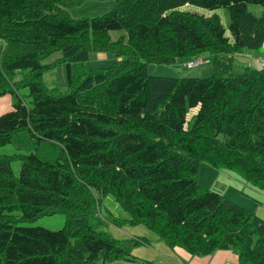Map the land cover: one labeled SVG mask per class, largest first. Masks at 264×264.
Returning <instances> with one entry per match:
<instances>
[{
  "label": "trees",
  "instance_id": "obj_1",
  "mask_svg": "<svg viewBox=\"0 0 264 264\" xmlns=\"http://www.w3.org/2000/svg\"><path fill=\"white\" fill-rule=\"evenodd\" d=\"M83 1L0 0V97L11 94L13 107L0 114V147L17 132L33 140L17 144L28 154H0V264H156L133 252L146 237H113L108 222L142 224L191 255L229 249L238 264H264L263 218L196 180L206 162L264 190V65L237 60L261 50L264 10L248 4L264 0H114L100 15L71 17ZM186 4L227 9L231 36L215 12ZM56 51L66 92L43 80ZM94 52L117 59L86 68ZM201 57L209 76L147 72ZM42 142L59 147L54 160L38 156ZM108 195L128 217L101 209ZM54 213L65 215L58 230L18 224Z\"/></svg>",
  "mask_w": 264,
  "mask_h": 264
},
{
  "label": "rangeland",
  "instance_id": "obj_2",
  "mask_svg": "<svg viewBox=\"0 0 264 264\" xmlns=\"http://www.w3.org/2000/svg\"><path fill=\"white\" fill-rule=\"evenodd\" d=\"M114 0H84L82 3L78 5H74L68 9V12L71 17L79 18V17H92L95 15H100L111 7V4ZM255 4H248V9L259 15L264 10V5H257L258 11L253 10L251 7ZM182 9L197 12L200 14H207L211 11L215 12L222 20V24L226 28V35L231 36L228 30L229 24V14L227 9L219 8L215 10H209L202 7H198L192 4H186L182 7ZM211 13V14H212ZM120 30L112 31L111 35L113 38H116L120 33ZM100 55V54H99ZM103 56H98L96 52L91 53L89 55V59L85 62L86 68L93 67H105L114 62L117 57L113 54L103 53ZM61 51L53 52L47 58L43 60L45 63L55 62L51 69H48L43 74V80L48 87H58L60 92H66L67 86L65 84L67 77V65L65 62L57 61L61 58ZM184 59L178 60L177 63L173 65H164V64H148L147 72L150 75H158V76H170L173 77L187 75V76H198V77H206L213 73V67L211 64L200 65L192 69H187L184 66ZM233 71L240 72L241 69L234 66ZM19 93L22 95V99L25 103H29L30 97L28 96V88L20 87ZM5 97V98H3ZM6 100V104L0 109V114L12 109L11 94H6L0 97V102H4ZM193 114V111L190 110L188 113V117ZM33 140L27 138L25 133L17 132L13 135V141L9 144L0 147V154H28L30 151L28 150H20L17 147L18 143H23L25 146H33ZM29 146V147H30ZM37 146L38 156L41 158H46L49 160H54L55 157L59 154L58 146H51L50 143L42 142L40 146ZM39 148V149H38ZM45 150H48L51 154V157H44L43 153ZM12 170L14 175L19 174L21 159H13L11 162ZM197 182L204 188L217 192L221 195H224L229 200L234 201L241 206L245 207L250 211L257 212L259 216H264L261 210H264V190H261L252 184H250L244 177L236 173L235 171L226 169V168H218L212 166L209 163L201 162L199 164V169L196 175ZM258 208V210H256ZM101 209L108 212L111 217L114 218H126L128 217V213L121 208L116 201H114L111 195L106 196L103 199V203L101 204ZM103 211V213H104ZM19 214V213H15ZM264 220V217H263ZM65 222V215L62 213H54L51 215H41L40 217L32 220V221H23L19 222V225L24 226H41L50 230H58L63 227ZM105 229L112 234L113 237L123 239L125 237H132L134 233L141 234L140 231H144L141 236H145L149 242V246H140L138 250L135 251V255L139 258H151L154 260L155 253L159 254L160 251L157 247V236L149 230L146 226L139 224L137 231L130 228L129 224H123L121 227H114L109 222L105 226ZM124 232V234L122 233ZM154 251V252H153ZM112 264H123V261H115ZM140 264V261L137 262ZM209 264V263H207Z\"/></svg>",
  "mask_w": 264,
  "mask_h": 264
},
{
  "label": "crops",
  "instance_id": "obj_3",
  "mask_svg": "<svg viewBox=\"0 0 264 264\" xmlns=\"http://www.w3.org/2000/svg\"><path fill=\"white\" fill-rule=\"evenodd\" d=\"M251 8L255 11H258L257 5H252ZM211 13L212 12L210 11L207 15H210ZM97 54L98 56H103L101 55L103 53H97ZM240 54L242 57H239V59L237 60L242 65H249L253 68H260L261 64L264 65V43L261 47V50L257 52H243ZM5 104H6V100L3 103L0 102V109H2V107ZM256 210H258V208ZM261 211L264 215V210H261ZM261 217L263 218L264 216H261ZM138 226L139 225L130 226V228L131 230L133 229L134 232H136L137 231L136 228H138ZM122 233L124 234V232ZM140 233L142 234L144 233V231H140ZM141 234L134 233L132 235L141 236ZM139 248L141 247L140 246L136 247L133 250L134 254H135V251L138 250ZM156 248L160 251V253L159 254L155 253L156 255H155L154 260H151V258H147L156 264H207V263L209 264H238L237 254L234 251L229 250V249L216 250L213 253L206 255V256L196 255V254L191 255L190 253H187L182 248H179V247L170 248L169 246L164 244L162 241H159L158 239H157Z\"/></svg>",
  "mask_w": 264,
  "mask_h": 264
},
{
  "label": "built area",
  "instance_id": "obj_4",
  "mask_svg": "<svg viewBox=\"0 0 264 264\" xmlns=\"http://www.w3.org/2000/svg\"><path fill=\"white\" fill-rule=\"evenodd\" d=\"M207 62H208V59H206V58H202V57L201 58H195V59L186 61L185 66L188 69H192V68L199 66L201 63H207Z\"/></svg>",
  "mask_w": 264,
  "mask_h": 264
}]
</instances>
